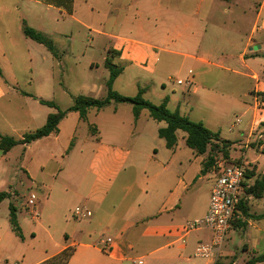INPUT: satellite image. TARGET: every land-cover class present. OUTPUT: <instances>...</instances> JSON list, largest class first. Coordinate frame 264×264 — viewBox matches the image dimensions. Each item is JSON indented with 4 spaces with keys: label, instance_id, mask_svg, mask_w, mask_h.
Segmentation results:
<instances>
[{
    "label": "crops",
    "instance_id": "1",
    "mask_svg": "<svg viewBox=\"0 0 264 264\" xmlns=\"http://www.w3.org/2000/svg\"><path fill=\"white\" fill-rule=\"evenodd\" d=\"M82 1L85 7L80 0H73L72 12L67 15L39 0H0V136L21 140L42 127L56 110L40 101L65 111L72 104L61 106V100L72 103L81 94L106 97L109 72L98 84L85 77L73 89L77 92L68 90L61 82L66 50H58L55 57L23 35L27 26L49 38L53 47L64 38L71 48L80 33L46 34V12L56 10L62 21L72 20L87 31L91 30L79 17L97 14L103 20V30L93 33L114 40L105 50L102 67L107 70L104 62L111 57L121 69L112 83L113 91L134 97L142 89L143 99L149 102L153 96L154 105L167 99L170 112L178 111L232 143L229 161L237 159L246 172L240 189L246 217L236 210L234 219L245 226L231 227L228 234L238 237L248 260L264 255V219H256L264 215V197L255 199L245 193L264 175V155L260 153L264 149V55L261 60L246 59L247 51L254 53L251 49L257 43L251 35L259 27L254 24L243 41L229 37L217 23V2L227 5L222 9L226 15L232 0ZM125 7L132 10V17L123 18ZM119 10L120 15L114 17ZM59 22L55 20V24ZM160 43H165L162 48L157 46ZM234 44L242 49V71L217 62V51ZM258 47L261 51L264 44ZM160 53L166 54L163 62ZM256 61L261 62L259 72L250 65ZM86 65L89 71L98 69L90 59ZM175 71L183 74L184 80L169 78L168 73ZM228 73L234 77H227ZM104 90L105 97L100 98ZM226 118L231 123L224 129ZM90 126L95 127V134ZM165 127L164 122L151 119L147 110L134 119L130 104L111 103L100 111L89 110L85 120L77 112H69L56 133L16 145L5 154L0 151V184L25 176L19 185H27L30 193L33 204L28 199V205L33 209L27 214L31 220L48 228L64 227L62 239L52 240L49 249L38 252L30 264H42L69 247L74 252L67 264H196L190 259L198 258L196 246L209 243L211 237L205 229H185L207 212L215 166L201 173L207 154L197 155L189 149L182 131L175 133L174 148L167 149L157 134ZM207 177L214 179L206 194H201V182ZM4 192L19 196L17 188ZM35 192L38 199L33 197ZM79 206L84 209L83 216H66L65 209ZM4 248L0 240V252ZM221 258L219 251L204 264H214L217 259L227 264Z\"/></svg>",
    "mask_w": 264,
    "mask_h": 264
},
{
    "label": "rangeland",
    "instance_id": "2",
    "mask_svg": "<svg viewBox=\"0 0 264 264\" xmlns=\"http://www.w3.org/2000/svg\"><path fill=\"white\" fill-rule=\"evenodd\" d=\"M93 1L94 0L90 2ZM80 4L82 7L84 6L82 0H80ZM226 6L223 7L217 2V23L221 26V28L225 30V32H227L229 37H234L237 42L243 41L246 37L250 35L252 26L254 24L255 26H257V28L259 27L258 32H255L251 35V38L254 40V42L257 43V45L253 46L251 49L254 53H250L249 51H247L246 59L248 60L260 57L261 60V56L264 55V49L260 51L258 46L260 44H264V29H261V23L262 21H264V0H232V4L228 6L230 12L226 15H223L222 9H226ZM260 7L261 10H259ZM128 10L129 9L127 7L123 9V11L125 12L123 18L132 17V10H130L129 12ZM118 15H120V10L113 14L114 17H117ZM257 15L260 16L258 19L256 18ZM79 18H81V20L89 27L91 31L84 30L81 26L76 25L74 22H72V20L65 19V21H62L60 14L56 10H48V12H46V21L43 25V29L45 30L44 32L46 34H50L51 32L55 31L64 32L67 34L75 31H78L80 33V36L78 38H74V41L76 43H73L74 45L71 48L66 42H64V38H61V42L59 45H54V51L56 53L60 49H65L67 52L66 56H62L63 60L61 66V82L63 87L67 88L68 90L78 88L79 83L82 82L85 77L87 79H90L92 82L98 84L103 78H106L108 76V70H105L102 67L103 57L106 54L107 47H112L113 44L111 43H114V40L100 38L99 36L93 33L94 31H92L103 30V20H101V16L93 14ZM55 20H59L61 22L55 24ZM206 23L210 24L208 20L206 21ZM219 40H221V38H217V41ZM163 44L165 43L157 44V46L162 48V46H164ZM241 50L234 44L228 47L226 51H217V62H221L224 65L229 64V66H231L229 67L230 70L242 71L241 64L239 61V54ZM83 54H85L84 57ZM165 57L166 54L160 53L161 62L164 61ZM89 59L93 63L98 64V69H94L92 71L86 69V64ZM259 64H261V62L256 61L250 65H253L255 67L254 69L259 72ZM175 73L176 71L168 73L169 78L184 80L183 74L177 75ZM226 75L227 77H234L232 74L229 73ZM125 77L126 75L124 76V78H121V80L124 81L123 79H125ZM34 80H37L36 75L34 76ZM127 80L129 81L128 78ZM123 83L124 82L120 84V87ZM143 83L146 82L144 81ZM166 83H168V81H166ZM140 85L144 86L142 85V83H140ZM168 85L170 87V83ZM174 88L176 90H180V88L177 86H175ZM73 91L75 92L76 90ZM99 96L100 98H104L105 90L100 93ZM149 98L150 103L156 101L153 96H149ZM60 104L61 106H64L66 104L70 105L72 103L70 100H61ZM262 107H264V104H262ZM230 123L231 120L228 123V118H226L224 123V129H227ZM223 161V159H219L218 162ZM228 163H232L236 166L242 165L240 162H238L237 159L233 161H228ZM212 179H214V177H207L204 178V180L201 182V194H206L208 185L211 183ZM19 180H25V176L20 175L17 179L8 180L0 184V192H4L6 190L9 191L10 187L17 188L19 192V196L14 197V195H10V198L6 199L4 202L2 201L3 203H1L0 205V240L2 241L5 247L4 250L0 252V264H30L32 260H34L38 252L49 249V246H51L52 244V240L57 241L60 238L62 239L61 233L64 230V227L62 225H52L48 228L46 226H39L33 220H31L30 215L27 214L28 211L33 209V206L28 205L30 193H28L27 185H19ZM35 193L36 195L33 197L38 199L39 194L38 192ZM9 204H12L16 209V220L21 237H19L12 230V227L9 223ZM27 207L28 210L26 211ZM78 208L81 207L79 206ZM37 213L39 214L38 209ZM65 214L71 219H75L74 217H80L74 215L73 207H70V209H65ZM208 234L209 237H211V233L209 231ZM220 257H222L221 259L227 262V264L232 261H235L238 264H243L249 258L248 254L243 251L238 237L235 234H228L224 238L222 245L220 246ZM190 259L193 263L196 264H204L207 262V260L205 259L194 258L193 256H191ZM134 264H140V262L135 261Z\"/></svg>",
    "mask_w": 264,
    "mask_h": 264
},
{
    "label": "trees",
    "instance_id": "3",
    "mask_svg": "<svg viewBox=\"0 0 264 264\" xmlns=\"http://www.w3.org/2000/svg\"><path fill=\"white\" fill-rule=\"evenodd\" d=\"M41 3L64 11L67 15L72 12L73 0H39ZM229 2L230 0H221ZM23 35L36 43L43 45L53 56H57L53 44L49 38L44 34L39 33L27 26L23 27ZM104 67L109 72L108 80L106 81L107 94L104 99H94L85 96H77L73 99L72 106L65 111L59 110L53 103L40 101L42 105L54 108L55 113L48 115L45 124L31 133L23 135L21 140H14L10 137L0 136V151L1 153H7L11 148L16 145H25L31 142L37 141L44 137L49 136L52 133L57 132V126L59 122L69 112H77L81 120L86 119V114L89 110L95 109L100 111L111 103H125L132 106V114L134 119H137L142 110H147L151 119L157 122H164L165 128L158 130V137L165 142L167 149H173L176 144L175 133L182 131L186 134L185 144L186 146L195 152L197 155L207 154L205 161L202 164L201 173L206 172L216 165L220 160H224L226 163L229 161V152L232 145L231 142L221 140L217 134H213L201 123L190 121L187 117L181 116L178 111L170 112L166 105L167 99H164L159 105H154L143 99L142 95L144 91L139 89L134 97H125L112 90V83L121 73V69L113 64L111 57H107L104 62ZM89 130L92 134L96 133L95 127L90 126ZM264 155V149L260 151ZM234 165V164H230ZM246 172L244 173V177ZM247 195L252 196L255 199L264 197V175L256 179L252 186L245 190ZM10 198V194L7 192H0V204L2 201ZM9 223L12 230L21 237L19 227L16 220V209L12 204H9ZM242 216L246 217V209L244 203L239 200L237 205ZM256 219H264V215L257 217ZM234 228H244L245 224L241 220L233 219L231 222ZM74 249L69 247L61 251L56 256L43 262L42 264H67ZM264 263V255L252 257L245 264H259ZM214 264H222L216 261ZM231 264V263H229Z\"/></svg>",
    "mask_w": 264,
    "mask_h": 264
},
{
    "label": "built area",
    "instance_id": "4",
    "mask_svg": "<svg viewBox=\"0 0 264 264\" xmlns=\"http://www.w3.org/2000/svg\"><path fill=\"white\" fill-rule=\"evenodd\" d=\"M180 84V82H178ZM244 179L242 166L228 165L224 161L215 165V179L211 187L208 207L205 216L186 226V231L205 229L211 233L210 242L199 244L194 250L198 258L213 259L220 251L224 238L231 230L237 205L240 200V189ZM29 204H33L30 200ZM82 208H75V216H83Z\"/></svg>",
    "mask_w": 264,
    "mask_h": 264
}]
</instances>
